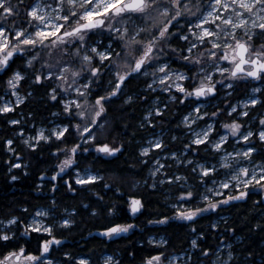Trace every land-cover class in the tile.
<instances>
[{"label": "snow or ice", "instance_id": "obj_1", "mask_svg": "<svg viewBox=\"0 0 264 264\" xmlns=\"http://www.w3.org/2000/svg\"><path fill=\"white\" fill-rule=\"evenodd\" d=\"M0 84V127L15 133L0 137V148L12 154L4 162L11 181L19 179L13 170L29 174L26 148L58 162L51 175L40 172L36 191L50 186L54 194L62 185L79 196L98 183L111 190L100 170L81 167L80 159L124 155L137 133L128 144L118 140L113 118L140 106L139 129L150 138L138 145L132 167L148 175L135 183L170 193L167 211L147 223L182 222L187 233L181 247L148 236L129 256L139 264H264V248L238 250L221 239V222L224 233L237 231L227 220L200 224L255 195L259 218L249 231L264 236V0H0ZM34 97L60 122H37L31 108L21 112ZM169 111L178 122L165 139ZM157 127L159 134L151 131ZM94 194L98 205L104 201ZM125 203L129 218L147 207L136 195ZM81 204L90 216L105 214L98 234L109 241L139 227L118 222L115 203ZM80 215L75 205L61 211L55 195L47 205L22 203L0 214V264H124L114 253L61 252L63 232ZM210 234L216 244L207 242Z\"/></svg>", "mask_w": 264, "mask_h": 264}, {"label": "trees", "instance_id": "obj_2", "mask_svg": "<svg viewBox=\"0 0 264 264\" xmlns=\"http://www.w3.org/2000/svg\"><path fill=\"white\" fill-rule=\"evenodd\" d=\"M28 108L37 112V122L54 120V118L49 116L48 112L43 109L39 97L32 98L28 107H22L20 111L27 112ZM55 110V108L51 109V111ZM142 112L143 108L140 106H133L132 109L123 114L117 112L114 115L113 125L117 130L114 135L117 136L118 140H123L128 144L132 133H137L135 142L129 144L124 155H121L117 159L105 158L104 160H94L91 155L84 154L80 159L81 167H91L93 170H100L101 174L106 178L104 182L113 185L111 190L105 189L102 183H98L94 189L88 192H81L79 196H74L66 192L62 185L59 187V191L54 194L49 191L50 186L45 187L43 191H36V185L40 183V172L48 170L49 175H51L52 167L57 164L56 159L51 157L47 151L44 152L43 156H29L28 150L24 148V162L29 164V174L24 175L22 169L13 170V173L18 175L19 179L17 181H11L4 162L8 160L12 154L0 148V214H5L10 209H16L22 203H27L29 206L47 205L50 203L51 197L55 195L61 204V211L63 207L71 205H75L81 209V215L75 217L78 221L77 226L71 231L63 232V236L66 239L64 240V249L61 250L70 249L74 252L93 251L96 257H99L101 254L114 253L117 258L123 259L124 264H139V256L133 260L128 252L132 249V245H135L138 249H142L144 245L141 244L140 241L146 240L148 236H166L172 241L174 246H183L187 229L181 227L182 222H173L168 226L147 223L149 219L155 218L157 212L167 211L165 199L170 196V193L164 189L153 191L143 183H135V181L140 180L141 176L146 178L148 175L147 168L141 170L139 164L132 167L135 163L132 157L136 155L138 145L146 140L150 134L149 130L139 129ZM169 116L172 117V123L171 125H167V127L174 128V122L175 119H178V116L172 111H169ZM126 124L130 125V127L125 128L124 125ZM24 126L26 129L31 130V124H26ZM157 128L151 131L155 132ZM121 133H123V135H121ZM14 135L15 133L9 131L7 127H0V137ZM178 145V142L171 143L173 148H176ZM19 146L23 148L22 144ZM119 176H123L125 179H110ZM117 185L120 187V191L115 190ZM97 191L104 196V201L100 202L99 205L96 203L97 198L94 194ZM131 195L143 197V200L147 203V207L143 210V214L138 215V217L129 218V214L124 211L127 206L125 202L128 196ZM257 198L258 197L253 195L246 203L236 202L235 207L227 208L218 216H209L206 214V218L201 220L200 224L203 225L204 228H207L209 219L216 222L223 218L227 220L229 225H234L237 229L235 233H224L223 229L225 225L221 222V239L227 236L225 243L233 244L238 250L239 248L250 246L259 252L261 248H264V236L249 231L255 222L252 217L255 216L259 218V213L252 205L253 200ZM81 201H83V203H91L93 207H99L102 203H115L121 209L118 222H135L139 227L127 233L125 235L127 239L117 238L109 241L107 238L89 237L87 236L88 234L98 231L101 225L107 223V220L103 219L105 216L104 213L93 217L90 216L89 213L84 212L82 210ZM245 217H247V220ZM207 242L216 244L218 241L210 234ZM257 260H259V257H257Z\"/></svg>", "mask_w": 264, "mask_h": 264}, {"label": "rangeland", "instance_id": "obj_3", "mask_svg": "<svg viewBox=\"0 0 264 264\" xmlns=\"http://www.w3.org/2000/svg\"><path fill=\"white\" fill-rule=\"evenodd\" d=\"M2 88H3V85L1 84L0 85V89L2 90ZM23 91V90H22ZM54 121L56 122V123H59L60 122V118H54ZM178 122V119H175V122H174V128H172L174 131H175V124ZM164 128H165V139H168V133H167V129H168V127H167V125H165L164 126ZM161 132V128L160 127H158L157 128V130L155 131V133L156 134H159ZM150 138V134H149V136L147 137V139H149ZM146 139V140H147ZM177 147H179V145L177 146ZM58 163V162H57ZM106 203H102V205H105ZM103 219L104 220H106L105 219V216L103 217ZM127 234V233H126ZM157 239H159V237H156ZM63 250H61V252H62ZM57 255H59V254H57Z\"/></svg>", "mask_w": 264, "mask_h": 264}, {"label": "water", "instance_id": "obj_4", "mask_svg": "<svg viewBox=\"0 0 264 264\" xmlns=\"http://www.w3.org/2000/svg\"><path fill=\"white\" fill-rule=\"evenodd\" d=\"M124 235H126V234H124ZM93 236H95V237H97V238H105V237L100 236V235L98 234V231L93 232L89 237H93Z\"/></svg>", "mask_w": 264, "mask_h": 264}, {"label": "bare ground", "instance_id": "obj_5", "mask_svg": "<svg viewBox=\"0 0 264 264\" xmlns=\"http://www.w3.org/2000/svg\"><path fill=\"white\" fill-rule=\"evenodd\" d=\"M93 233V232H92ZM92 233L88 234L87 236H90Z\"/></svg>", "mask_w": 264, "mask_h": 264}]
</instances>
